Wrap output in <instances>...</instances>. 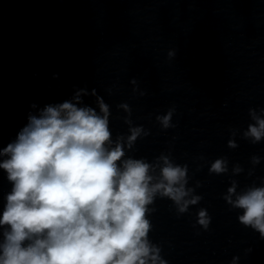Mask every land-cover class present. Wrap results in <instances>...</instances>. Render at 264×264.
Listing matches in <instances>:
<instances>
[{
    "label": "clouds",
    "instance_id": "obj_1",
    "mask_svg": "<svg viewBox=\"0 0 264 264\" xmlns=\"http://www.w3.org/2000/svg\"><path fill=\"white\" fill-rule=\"evenodd\" d=\"M80 94L74 97L77 102ZM98 103L102 115L67 101L46 105L39 116L29 115L17 139L0 150L8 157L0 169L12 185L0 216V226H7L0 264H167L148 240V205L159 194L184 213L201 197L186 199L193 191L185 187L187 168L173 165L165 156L160 157L164 166L155 183L151 164L122 160L123 138L110 147L109 108L102 100ZM260 113L249 110L254 123L244 133L254 144L264 139V109ZM171 115L158 117L164 128L170 126ZM142 131L130 129L129 149ZM229 146L236 145L229 141ZM253 163H259V157H253ZM226 170L223 159L210 169ZM233 194L235 186L225 199L243 209L239 222L264 238V186L251 187L235 200ZM198 222L204 229L209 226L203 209Z\"/></svg>",
    "mask_w": 264,
    "mask_h": 264
}]
</instances>
